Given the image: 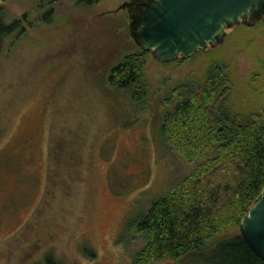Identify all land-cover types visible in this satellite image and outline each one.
<instances>
[{"label": "rangeland", "instance_id": "1", "mask_svg": "<svg viewBox=\"0 0 264 264\" xmlns=\"http://www.w3.org/2000/svg\"><path fill=\"white\" fill-rule=\"evenodd\" d=\"M129 1L0 0L5 21L16 23L0 57V264H44L49 252L69 264H132L147 241L127 231L129 219L192 168L157 133L152 112L108 82L110 67L138 49ZM205 50L183 64L148 58L157 108L215 50L236 62L238 87L261 71L254 99L264 101V18L227 29ZM52 136L85 140L82 164L51 174ZM85 239L94 258L82 252Z\"/></svg>", "mask_w": 264, "mask_h": 264}, {"label": "trees", "instance_id": "2", "mask_svg": "<svg viewBox=\"0 0 264 264\" xmlns=\"http://www.w3.org/2000/svg\"><path fill=\"white\" fill-rule=\"evenodd\" d=\"M74 1L91 7L101 0ZM15 25L0 12V57ZM137 48L110 67L108 82L124 91L137 111L152 112L157 133L192 168L129 219L127 231L147 241L132 264H264L240 231L243 216L264 188V101L254 99L263 74L253 69L249 82L238 87L236 62L215 50L203 67L189 71L169 89L157 108L152 103L155 92L145 78L153 54ZM201 52L209 53L199 50L165 64L196 60ZM258 62L264 69V59ZM85 145L78 136H52L47 152L50 173L80 166ZM83 242L82 252L94 258L87 240ZM87 248L91 250L85 252ZM54 254L47 253L44 264H69Z\"/></svg>", "mask_w": 264, "mask_h": 264}, {"label": "water", "instance_id": "3", "mask_svg": "<svg viewBox=\"0 0 264 264\" xmlns=\"http://www.w3.org/2000/svg\"><path fill=\"white\" fill-rule=\"evenodd\" d=\"M137 5L140 10H135ZM124 6L135 42L163 63L215 47L224 41L227 29L254 25L264 13V0H141ZM240 231L264 260V188L243 216Z\"/></svg>", "mask_w": 264, "mask_h": 264}, {"label": "flooded vegetation", "instance_id": "4", "mask_svg": "<svg viewBox=\"0 0 264 264\" xmlns=\"http://www.w3.org/2000/svg\"><path fill=\"white\" fill-rule=\"evenodd\" d=\"M132 1H133V2H136V3H140V2H141V0H132ZM136 7H138L139 10L141 9V6H140V5H139V6H138V5L135 6V10H138ZM248 17H249V16H248ZM248 17H247V19H249ZM263 18H264V13H263V17H262L261 19H259V20H262ZM259 20H257V21H259ZM257 21H256V22H257ZM255 24H256V23H255Z\"/></svg>", "mask_w": 264, "mask_h": 264}]
</instances>
